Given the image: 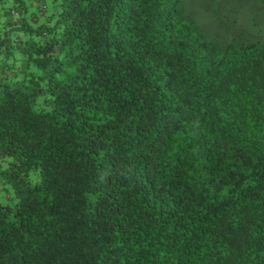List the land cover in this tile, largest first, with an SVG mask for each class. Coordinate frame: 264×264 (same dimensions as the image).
I'll return each mask as SVG.
<instances>
[{
	"label": "trees",
	"instance_id": "1",
	"mask_svg": "<svg viewBox=\"0 0 264 264\" xmlns=\"http://www.w3.org/2000/svg\"><path fill=\"white\" fill-rule=\"evenodd\" d=\"M0 0V264H264V0Z\"/></svg>",
	"mask_w": 264,
	"mask_h": 264
},
{
	"label": "rangeland",
	"instance_id": "2",
	"mask_svg": "<svg viewBox=\"0 0 264 264\" xmlns=\"http://www.w3.org/2000/svg\"><path fill=\"white\" fill-rule=\"evenodd\" d=\"M46 3H47V6L49 8H51L50 7L51 4H50L49 0H46ZM7 160L8 159H2V158H0V168L5 169L7 167V164H8L7 163ZM10 192H11L10 186L7 185V184H5V183H3L0 180V201L1 202H4L6 200V197L8 196V193L10 194Z\"/></svg>",
	"mask_w": 264,
	"mask_h": 264
}]
</instances>
